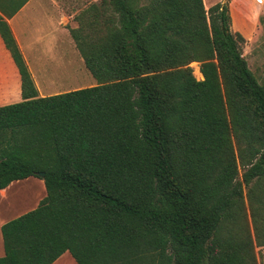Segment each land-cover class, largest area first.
Masks as SVG:
<instances>
[{"label":"trees","instance_id":"trees-1","mask_svg":"<svg viewBox=\"0 0 264 264\" xmlns=\"http://www.w3.org/2000/svg\"><path fill=\"white\" fill-rule=\"evenodd\" d=\"M75 21L95 85L39 98L0 18L22 96L0 107V191L46 193L1 227L0 264H256L242 186L264 196V83L226 4L100 0Z\"/></svg>","mask_w":264,"mask_h":264},{"label":"crops","instance_id":"crops-1","mask_svg":"<svg viewBox=\"0 0 264 264\" xmlns=\"http://www.w3.org/2000/svg\"><path fill=\"white\" fill-rule=\"evenodd\" d=\"M22 1L0 0V18L11 31L37 97L94 86L69 34L68 28L75 26L65 12L64 0H27L13 12ZM21 101L20 75L0 36V107ZM45 195L42 180L13 181L0 191V258L4 256L1 227L34 210ZM53 264L77 263L65 252Z\"/></svg>","mask_w":264,"mask_h":264},{"label":"rangeland","instance_id":"rangeland-1","mask_svg":"<svg viewBox=\"0 0 264 264\" xmlns=\"http://www.w3.org/2000/svg\"><path fill=\"white\" fill-rule=\"evenodd\" d=\"M100 0H64L65 12L70 16V22L75 28L77 23L76 16L86 9L91 4H97ZM205 9L208 10L211 6L218 3H225L231 19L232 32L239 33L245 40L242 45V55L247 63L249 70L255 76L260 84L264 83V0L262 4H257L256 0H204ZM68 27H70L68 25ZM190 67L193 70V75L197 80H202V75L199 71V64L192 63ZM199 72L200 76L196 73ZM89 74V73H88ZM89 78H93L89 75ZM241 173V171H240ZM25 180H40L38 178H29ZM241 181V180H240ZM255 183L252 182L251 185ZM244 194V212L248 230L251 234L254 243V253L256 264H264V247H259L254 240L253 235V218L259 225V222L264 221V196L254 195L248 196L249 187L242 186ZM262 217V219L260 218Z\"/></svg>","mask_w":264,"mask_h":264},{"label":"built area","instance_id":"built-area-1","mask_svg":"<svg viewBox=\"0 0 264 264\" xmlns=\"http://www.w3.org/2000/svg\"><path fill=\"white\" fill-rule=\"evenodd\" d=\"M256 2H257V4H262L263 0H257Z\"/></svg>","mask_w":264,"mask_h":264},{"label":"water","instance_id":"water-1","mask_svg":"<svg viewBox=\"0 0 264 264\" xmlns=\"http://www.w3.org/2000/svg\"><path fill=\"white\" fill-rule=\"evenodd\" d=\"M39 177L42 178L43 177V174H39Z\"/></svg>","mask_w":264,"mask_h":264},{"label":"bare ground","instance_id":"bare-ground-1","mask_svg":"<svg viewBox=\"0 0 264 264\" xmlns=\"http://www.w3.org/2000/svg\"><path fill=\"white\" fill-rule=\"evenodd\" d=\"M196 74H197L198 76H200V73H199V72H197Z\"/></svg>","mask_w":264,"mask_h":264}]
</instances>
